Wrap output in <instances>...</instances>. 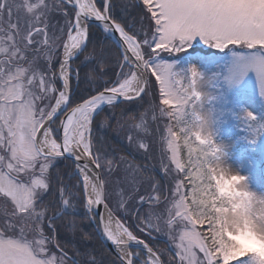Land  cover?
<instances>
[{"label": "snow or ice", "instance_id": "snow-or-ice-1", "mask_svg": "<svg viewBox=\"0 0 264 264\" xmlns=\"http://www.w3.org/2000/svg\"><path fill=\"white\" fill-rule=\"evenodd\" d=\"M22 4L26 20L15 0H0V264H264V252L231 239L210 214L226 198L217 183L223 174L211 167L220 149L203 130L202 73L168 59L189 50L206 56L193 47L197 38L210 49H246L239 79L229 82L254 71L264 100V0H135L120 16L115 0ZM94 25L104 37H119L114 61ZM156 93L159 116L151 103L138 116L123 113L138 133L126 140L151 157L144 138L152 134L150 120L167 118V152L159 160L170 195L144 175L152 166L113 155L95 136L101 114L108 113L101 128L113 119L122 128L108 110ZM247 116L259 123L254 112ZM61 161L70 162L69 171ZM224 179L239 190L240 176ZM253 199L264 200L249 191L246 205ZM230 231L264 241L251 225ZM154 233L173 243L175 260L162 259L148 239ZM98 237L115 246V257L105 260Z\"/></svg>", "mask_w": 264, "mask_h": 264}, {"label": "rangeland", "instance_id": "rangeland-1", "mask_svg": "<svg viewBox=\"0 0 264 264\" xmlns=\"http://www.w3.org/2000/svg\"><path fill=\"white\" fill-rule=\"evenodd\" d=\"M47 2L53 4L55 0H47ZM15 3L21 5L18 12L22 20H26L27 17L24 13L22 0H15ZM130 3L132 2L129 0H122L121 7L123 8ZM132 10L131 7L127 9L128 12ZM55 15L56 13H53V16ZM13 19H15V16ZM6 23L7 17L5 16V24ZM193 47L196 49H203L204 53H207V55L205 56L203 53L193 54L191 50H189V53L176 54L173 57H168V59H176L178 61V68L180 69H188L191 66H196L202 73L199 89L203 94L201 110L207 121L203 130L205 135L211 132L214 143L220 149L218 153L219 158H211V167L214 168L217 173L223 174V176H221L223 182L217 180V183L220 185V195L227 196L226 201H217L214 203L212 209L214 210L215 216L218 218V222H223L227 235L234 237L237 241H250L256 245L260 251L264 252V241L257 239L256 235L252 232L243 231L238 235H230V233H232L230 230H239L241 227L246 228L248 225H251L255 229V232L264 235V200L253 199L247 205L245 203V197L249 191L258 198H264V162L260 163L257 158L239 148V144L241 143L253 144L258 141L260 144L258 150L262 152L264 158V128L260 127L261 124H264V100H262L258 92L256 73L254 71H249L239 84L230 83V79H239L242 66L245 63L241 57L247 52L246 49L238 47L235 49H225L224 51L210 49L203 45L199 41V38H197V42L194 43ZM158 95L159 94L156 93L151 98V101L146 98V106L142 111H139L140 104L127 105L126 108L123 107L122 111L115 115L116 118L121 120L123 124L122 128L116 126L115 119H113L114 122L110 121V123L113 124L112 133L114 138L119 141L122 146L121 148L126 149L135 160L128 156L126 157L142 168L146 165L152 166L150 170L144 172V175L154 176L157 180L158 174L163 178V174L160 170L159 157L162 151L165 153L167 152V133L165 124L169 123V121L163 116H160L157 122H152L150 120L153 129L152 134L151 136L144 137L152 143L153 152L151 157H149L129 147L126 137L129 134L138 135V133L132 127L135 121L126 119L123 113L127 112L128 115L131 111L136 110L139 111L137 114L138 116L140 113L144 112L145 109H149L151 103L156 114L159 116V107L157 106L160 105V102ZM113 111L112 109L108 110L109 113ZM249 111L254 112L257 117L260 118L259 123L252 121L247 116V112ZM150 116L151 112L149 113V118ZM157 123L159 124V131H156ZM109 128H101L99 126L100 138L103 137ZM113 149L114 148H111L110 150ZM182 151L186 158V149ZM112 154L115 155L114 153ZM225 161L232 163V166L237 170L236 173L246 177L245 183L247 187L240 184L239 190L237 191L229 180L224 179V176H234L231 175V173H234V168L232 167L233 171L230 175L225 173L223 167V162ZM231 168H229V170ZM163 181L166 184L165 194L167 193L170 195V193L167 192L168 182L164 179ZM76 182L75 180L72 183ZM0 208H2V205H0ZM145 208H147V206H145ZM160 208L162 209L163 205H161ZM129 223H131V221H129ZM153 235L167 242L175 253L176 249L173 243H171L165 235L156 233ZM151 244L159 248L157 243L151 242ZM160 250L166 252L162 247ZM163 258L167 261L165 254H163Z\"/></svg>", "mask_w": 264, "mask_h": 264}, {"label": "trees", "instance_id": "trees-1", "mask_svg": "<svg viewBox=\"0 0 264 264\" xmlns=\"http://www.w3.org/2000/svg\"><path fill=\"white\" fill-rule=\"evenodd\" d=\"M121 1L122 0H115V3L117 4V8H116V13L118 16L120 15H124V12L122 11V7H121ZM130 2H132L133 4L135 3V0H129ZM129 12H133L132 11H129ZM94 29L97 31V35L99 37V39L101 41H104L105 39H107L106 41V49H107V59L109 62H112L114 61L118 55H119V52H120V49H117L116 45L112 42L113 40L111 39V37H104L102 34H100L99 32V29H98V26L94 25L93 26ZM84 76V72L82 71L81 72V77L83 78ZM82 87H85V85H81ZM132 105V104H130ZM140 106V110L139 111H142L144 109V107L146 106V102L144 101L142 104L139 105ZM123 107H118L116 109H114V113L115 115H117L118 113H120L122 111ZM139 111H131L128 116H137V114L139 113ZM108 113H103L101 114L100 117L97 118V121H96V124H95V136L102 140V142L105 144V146L108 148V150H110L111 148H114L113 150H110V152L114 153L115 155L118 154V155H125V156H128L130 157L131 159H134L133 156H131V154L126 150V149H123L121 148V144L119 143V141H117L116 138H114L113 136V133H112V127H113V124L111 123V127L107 130V132L103 135V137L100 138V131H99V123H100V120H102L104 118V115H106ZM113 121V120H112ZM260 121V119H259ZM114 122V121H113ZM259 142L256 141L254 142L253 144H246V143H241L239 144V148L240 149H243L245 150L248 154L252 155L253 157L257 158V160L260 162V163H263L264 162V158L262 156V152L258 150V147H259ZM112 146V147H111ZM135 160V159H134ZM70 162H65V161H61L60 164H59V167L63 170V171H69L67 165L69 164ZM159 176L157 177L158 180L161 182V184L165 187L166 189V184L165 182L163 181V178L160 174H158ZM77 180V177H74L73 181ZM222 197H225V196H222ZM226 198V197H225ZM227 199H225L224 201H226ZM212 216L216 217L215 216V213H214V210L212 209L211 213H210ZM217 223H218V220H217ZM219 225V224H218ZM222 226V225H221ZM86 227H91V226H86ZM203 230H207V225L205 226H202ZM141 237L144 238L143 234H141ZM155 243H157L159 245V248L160 249L162 247V249H165V245L161 242V241H156ZM95 244H96V247H97V250L104 255L105 257V260H107L109 257H108V253H110L108 251V249L105 247L104 243L102 242L101 238H97L96 241H95ZM91 246V245H89ZM154 248H156L155 246H153ZM167 251V250H166ZM163 253L165 254L167 260L169 258V256H172L168 251L167 252H164ZM111 254V253H110ZM143 254V253H142ZM112 257H115L111 254ZM173 257V256H172ZM162 259L163 256H162ZM249 264H253V262H249Z\"/></svg>", "mask_w": 264, "mask_h": 264}, {"label": "water", "instance_id": "water-1", "mask_svg": "<svg viewBox=\"0 0 264 264\" xmlns=\"http://www.w3.org/2000/svg\"><path fill=\"white\" fill-rule=\"evenodd\" d=\"M112 39L114 42L119 41V37L117 35H111ZM102 211V209H100ZM104 245L107 247V249L114 255L116 256V249L115 246L111 244L110 241H107L106 239H103ZM141 250L144 252V250L141 248Z\"/></svg>", "mask_w": 264, "mask_h": 264}, {"label": "bare ground", "instance_id": "bare-ground-1", "mask_svg": "<svg viewBox=\"0 0 264 264\" xmlns=\"http://www.w3.org/2000/svg\"><path fill=\"white\" fill-rule=\"evenodd\" d=\"M223 167H224V171H225V173L227 174V175H230V173L233 171L232 170V168H234L233 166H232V163L231 162H229V161H225V162H223ZM232 167V168H231ZM229 168H231L230 170H229ZM237 172V170L234 168V173H236ZM226 225H227V223H226ZM228 227V226H227ZM229 233H230V231H229ZM230 235H232V233H230Z\"/></svg>", "mask_w": 264, "mask_h": 264}, {"label": "clouds", "instance_id": "clouds-1", "mask_svg": "<svg viewBox=\"0 0 264 264\" xmlns=\"http://www.w3.org/2000/svg\"><path fill=\"white\" fill-rule=\"evenodd\" d=\"M231 175H234V176L238 175V176H240V177H241V182H240V184H241L242 186H244V187H247V184L243 181L244 176H241V175H239L238 173H231Z\"/></svg>", "mask_w": 264, "mask_h": 264}]
</instances>
